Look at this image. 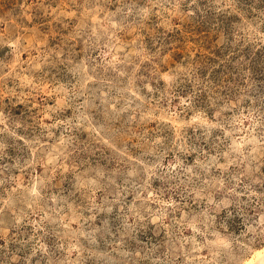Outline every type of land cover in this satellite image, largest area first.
<instances>
[{
  "label": "rangeland",
  "instance_id": "374dc122",
  "mask_svg": "<svg viewBox=\"0 0 264 264\" xmlns=\"http://www.w3.org/2000/svg\"><path fill=\"white\" fill-rule=\"evenodd\" d=\"M262 252L264 0H0V264Z\"/></svg>",
  "mask_w": 264,
  "mask_h": 264
},
{
  "label": "bare ground",
  "instance_id": "6f19581e",
  "mask_svg": "<svg viewBox=\"0 0 264 264\" xmlns=\"http://www.w3.org/2000/svg\"><path fill=\"white\" fill-rule=\"evenodd\" d=\"M263 261H264V252L258 254L256 259H254V261L251 262L250 264L264 263Z\"/></svg>",
  "mask_w": 264,
  "mask_h": 264
}]
</instances>
